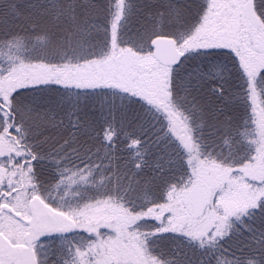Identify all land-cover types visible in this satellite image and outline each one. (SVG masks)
<instances>
[{
  "label": "snow or ice",
  "instance_id": "1",
  "mask_svg": "<svg viewBox=\"0 0 264 264\" xmlns=\"http://www.w3.org/2000/svg\"><path fill=\"white\" fill-rule=\"evenodd\" d=\"M0 264H264V0H0Z\"/></svg>",
  "mask_w": 264,
  "mask_h": 264
},
{
  "label": "trees",
  "instance_id": "2",
  "mask_svg": "<svg viewBox=\"0 0 264 264\" xmlns=\"http://www.w3.org/2000/svg\"><path fill=\"white\" fill-rule=\"evenodd\" d=\"M214 99V98H213Z\"/></svg>",
  "mask_w": 264,
  "mask_h": 264
}]
</instances>
